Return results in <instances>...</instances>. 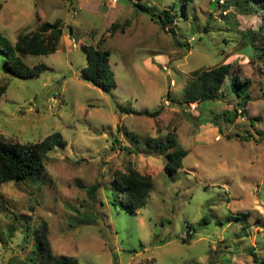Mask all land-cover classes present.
Instances as JSON below:
<instances>
[{
    "label": "rangeland",
    "instance_id": "374dc122",
    "mask_svg": "<svg viewBox=\"0 0 264 264\" xmlns=\"http://www.w3.org/2000/svg\"><path fill=\"white\" fill-rule=\"evenodd\" d=\"M97 1L0 0V34L11 43L43 26L61 31L48 55L23 57L47 67L38 77L1 69L0 134L29 144L57 133L64 142L40 176L0 186V264H33L43 232L54 257L75 264H264V67L241 37L261 16L235 0L226 9L214 0H135L150 13L134 0ZM164 8L177 15L174 34L158 23ZM97 45L110 52L109 93L80 78L83 47ZM225 63L250 82L247 116L229 78L219 100L191 110L183 89L193 73ZM162 104L156 118L136 114ZM167 138L187 152L173 175L164 170L172 150L159 146ZM128 169L153 180L136 215L111 204L115 176Z\"/></svg>",
    "mask_w": 264,
    "mask_h": 264
},
{
    "label": "trees",
    "instance_id": "16d2710c",
    "mask_svg": "<svg viewBox=\"0 0 264 264\" xmlns=\"http://www.w3.org/2000/svg\"><path fill=\"white\" fill-rule=\"evenodd\" d=\"M235 4L240 10L242 9L244 14L256 13L261 16V24L258 30H245L242 32L241 37H244L247 41V48L245 49L246 54L250 56L254 62L264 67V0H235ZM141 5L142 4H136L139 10L149 12L148 7ZM185 6L186 4H184V7ZM215 7L218 8L217 4ZM221 7L226 9L225 5ZM183 17L187 18L185 13ZM176 18L177 15L170 12V10L165 8L162 9L158 14L160 28L165 32L170 31L174 34ZM60 36L61 31L58 29V24L43 26L38 31L19 35L13 43L0 34V71L1 69L5 70L10 77L21 80L38 77L47 70V67L44 64L30 67L24 63L23 57L26 55H48L49 45L57 42ZM83 51L86 53L87 64L81 71L80 78L82 81L91 84L103 93H109L115 86L113 72L110 69L111 66L109 63L110 52L106 49H100L99 45L96 47H83ZM227 78L230 79V86L233 94L242 100V117L247 116L245 107L250 101L249 98H251L248 92L250 82L249 80L242 82L236 74L233 75L232 65L230 63L222 64L207 71L193 73V80H190L183 89L184 102L187 105L195 103L196 107H198L201 103L219 100V97L223 96L221 88ZM5 92V86L1 87L0 97ZM163 107L162 104L152 112L144 110L136 113L130 110L127 111V113H136L139 116L153 119L161 114ZM259 136L264 138V134L262 133H260ZM9 140L10 139L0 134V186L12 181L34 180L44 173L49 151L54 147L64 146V142L57 133L36 143L20 144L16 141ZM174 143V140L167 138V140L164 143H160L159 146L165 151H169L174 148ZM186 155L187 152L183 149H174L172 152H168L166 154L167 161L164 166L165 172L173 175L181 168L182 160ZM114 186L119 193L113 198L111 204L120 206L130 215H136L148 201L149 192L153 188V180L149 175L141 174L135 169H128L123 173L119 172L117 176H115ZM97 189V184H94L87 190L90 199L94 198L93 196ZM186 227L191 229L189 225H186ZM23 228L24 232H26L27 227L23 226ZM41 228L42 231L45 230L44 226ZM42 235L41 239H37L32 247L35 254L33 264H75V262L69 258L54 257L44 232ZM191 236L192 235L189 234L187 239H182L181 242L189 243ZM25 240L26 235L24 236V241ZM252 257L254 262H258L256 261L257 258L255 254H252ZM260 263L262 262L260 261Z\"/></svg>",
    "mask_w": 264,
    "mask_h": 264
},
{
    "label": "built area",
    "instance_id": "2783aa9c",
    "mask_svg": "<svg viewBox=\"0 0 264 264\" xmlns=\"http://www.w3.org/2000/svg\"><path fill=\"white\" fill-rule=\"evenodd\" d=\"M228 1V0H227ZM118 2V0H106V3L109 5H115ZM134 4L137 3V1H132ZM226 2V0H214L213 3L217 4L218 7H221L222 5H224V3ZM226 12H223V14H225ZM188 106L191 108V110H194L196 108V105L194 103H190L188 104ZM191 233L186 232L185 237Z\"/></svg>",
    "mask_w": 264,
    "mask_h": 264
},
{
    "label": "crops",
    "instance_id": "0c3cea01",
    "mask_svg": "<svg viewBox=\"0 0 264 264\" xmlns=\"http://www.w3.org/2000/svg\"><path fill=\"white\" fill-rule=\"evenodd\" d=\"M98 4H100V0L97 1ZM96 4V3H95Z\"/></svg>",
    "mask_w": 264,
    "mask_h": 264
}]
</instances>
